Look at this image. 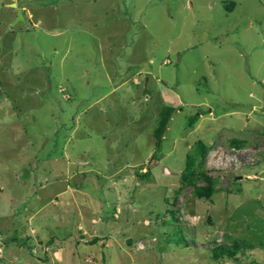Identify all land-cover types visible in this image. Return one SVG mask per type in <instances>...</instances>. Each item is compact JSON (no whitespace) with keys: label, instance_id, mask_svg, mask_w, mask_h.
<instances>
[{"label":"rangeland","instance_id":"374dc122","mask_svg":"<svg viewBox=\"0 0 264 264\" xmlns=\"http://www.w3.org/2000/svg\"><path fill=\"white\" fill-rule=\"evenodd\" d=\"M262 261L264 0H0V264Z\"/></svg>","mask_w":264,"mask_h":264},{"label":"trees","instance_id":"16d2710c","mask_svg":"<svg viewBox=\"0 0 264 264\" xmlns=\"http://www.w3.org/2000/svg\"><path fill=\"white\" fill-rule=\"evenodd\" d=\"M232 5H230L231 7ZM172 107L168 105H164L162 110L159 113V118L157 121L156 128L154 130V145H153V152L152 155L150 156L153 160L158 161L161 158V135L163 132V129L168 121L169 115L172 111ZM199 112L196 114L191 115L187 119V125L192 126L196 120L199 117ZM230 145L234 147H241L245 144V142L239 138H231L230 140ZM193 154H187L186 155V166L185 170L181 172L180 174V180L185 183V182H191L194 177L198 174H201L204 176L205 179H207L211 185L204 186L201 188H197L195 190V194L198 196H205V197H210L213 193L216 192V190L213 188L212 184H214V181L211 179L210 175L204 171L202 168L197 171L195 169V166H200V163L202 161V158L204 157V154L208 150V146L203 143L200 140H197L192 148ZM147 175L145 172H138L137 176L139 179H144ZM170 217L168 219H162L161 223L162 224H171L174 222V215L172 211H168ZM174 237L175 240L183 242L184 237L182 232L177 229L174 232ZM97 238H93V241H95ZM21 244V243H20ZM253 244L248 242L247 240L244 239H235L231 244H215L211 249L210 253L213 259L220 261L222 259H232V260H237V253L241 251L244 248H252ZM101 264H105L102 262ZM257 264H264V261L259 262Z\"/></svg>","mask_w":264,"mask_h":264},{"label":"water","instance_id":"95a60500","mask_svg":"<svg viewBox=\"0 0 264 264\" xmlns=\"http://www.w3.org/2000/svg\"><path fill=\"white\" fill-rule=\"evenodd\" d=\"M12 6H15V4H11ZM23 19L22 11L20 8H17L16 10V17L14 19V23L17 22L18 20ZM195 169L198 171L199 166H195Z\"/></svg>","mask_w":264,"mask_h":264}]
</instances>
